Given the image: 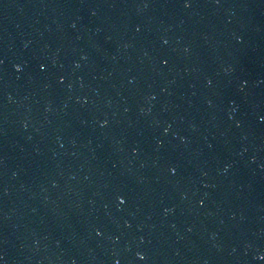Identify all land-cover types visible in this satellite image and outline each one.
<instances>
[{
  "label": "water",
  "instance_id": "water-1",
  "mask_svg": "<svg viewBox=\"0 0 264 264\" xmlns=\"http://www.w3.org/2000/svg\"><path fill=\"white\" fill-rule=\"evenodd\" d=\"M0 264H264V0H0Z\"/></svg>",
  "mask_w": 264,
  "mask_h": 264
}]
</instances>
